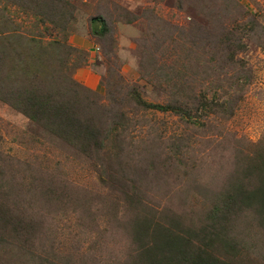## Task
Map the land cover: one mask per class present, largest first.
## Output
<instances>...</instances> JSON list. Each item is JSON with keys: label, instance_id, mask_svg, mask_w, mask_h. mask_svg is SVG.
Here are the masks:
<instances>
[{"label": "rangeland", "instance_id": "rangeland-1", "mask_svg": "<svg viewBox=\"0 0 264 264\" xmlns=\"http://www.w3.org/2000/svg\"><path fill=\"white\" fill-rule=\"evenodd\" d=\"M48 6L49 13H62L50 16L55 27L45 24L49 54L41 72L30 62L38 73L32 81L52 89L61 78L72 79L95 92L90 100L108 115L119 108L126 125L92 159L13 110L0 83V187L10 189L11 182L17 199L25 182L21 206L41 214L28 221L34 259L21 246L14 264H138L155 222L168 227L175 217L180 228H198L207 220V200L237 177L246 146L264 135V0H53ZM0 8L22 29L33 22L11 1ZM94 17L105 20L107 36L91 33ZM255 19L253 35L236 34ZM229 30L245 49L227 62L231 53L220 51L215 37ZM246 71L249 82L238 92ZM132 93L177 110L228 94L235 109L195 117L193 110L183 120L173 111L144 109ZM42 189L47 195L38 198ZM251 214L230 225L229 234L240 240L236 252L218 248L215 255L264 264V230ZM143 218L154 220L147 232Z\"/></svg>", "mask_w": 264, "mask_h": 264}, {"label": "trees", "instance_id": "trees-1", "mask_svg": "<svg viewBox=\"0 0 264 264\" xmlns=\"http://www.w3.org/2000/svg\"><path fill=\"white\" fill-rule=\"evenodd\" d=\"M9 1L18 6L20 15L33 22L29 27L22 29V25L17 24L11 17L5 18L0 14V71L3 73V76L0 75V83L7 89L4 91L7 96L6 103L44 131L73 146L83 155L99 159L104 154L106 144L118 132L117 127L123 125L125 119L121 111L119 108L108 111V115L106 107L99 104L97 99L93 97L90 100L89 96L95 92L72 79L64 81L61 78L56 87L52 88L53 90L41 89L35 85L32 74L38 75V73L35 70L32 72L30 62H36L40 72L45 68L49 54V45L45 40L43 41L46 37L45 24L48 21L55 27L56 22L50 19V16L55 17L62 12L57 9H54L55 12H48V4L50 5L53 0H0V3ZM0 11L7 10L0 8ZM254 24L256 19L250 21L248 28H242L236 31V34L253 35ZM90 30L96 38L105 37L110 33L102 17H94L90 20ZM215 38L219 43L220 51L226 48L231 53L227 62L233 59L234 54L245 49L243 38L237 37L235 30L223 31ZM243 74V82L240 84L236 82L238 92H241L249 82L248 72ZM42 75L44 78L46 72ZM12 82L17 84L15 90L13 88L9 90ZM227 95L213 94L208 102L202 98L198 100L197 106H187L185 109H183L186 105L184 103L178 111L177 107L147 104L142 100L139 101L134 93L131 94L144 109L173 111V114L183 120L185 116L191 117L189 111L193 110L195 111L193 117L198 113L229 115L235 109V100L225 98L229 97ZM245 151V154H241L240 162L235 169L237 177H234L232 182L224 184L217 196L207 200L211 202L207 220L198 221V228H194L191 223L183 224L180 228L175 222V217L170 219L168 227L155 222L156 230L152 242L140 248L142 258L138 264H233L229 259L214 254V250L218 248L231 251L232 255L236 252L240 240L229 234L232 220L238 217L247 219L245 214L252 213L251 216L260 224L257 226L258 229L264 230V135L256 143L247 145ZM6 183L7 187H11L10 189L0 187V264H14V260L17 259L14 253H17V248L21 246H24V250L30 251L33 260L37 250L31 242V236L35 229L28 225V221L34 218L32 214H41L32 210L30 204L24 208L21 206L27 191L25 182L18 187L20 195L17 199L12 195L16 186H12L9 181ZM36 187L37 185L35 189ZM37 194L38 198L47 195L43 189ZM143 219L149 222L142 223L145 226L143 230L147 232L154 220Z\"/></svg>", "mask_w": 264, "mask_h": 264}]
</instances>
